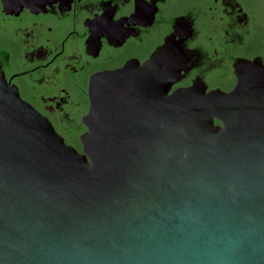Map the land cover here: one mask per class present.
Returning a JSON list of instances; mask_svg holds the SVG:
<instances>
[{
    "label": "water",
    "instance_id": "water-1",
    "mask_svg": "<svg viewBox=\"0 0 264 264\" xmlns=\"http://www.w3.org/2000/svg\"><path fill=\"white\" fill-rule=\"evenodd\" d=\"M173 82L92 76L77 151L0 68V264H264V66L228 94Z\"/></svg>",
    "mask_w": 264,
    "mask_h": 264
},
{
    "label": "flooded vegetation",
    "instance_id": "flooded-vegetation-1",
    "mask_svg": "<svg viewBox=\"0 0 264 264\" xmlns=\"http://www.w3.org/2000/svg\"><path fill=\"white\" fill-rule=\"evenodd\" d=\"M43 1L14 11L0 0V68L72 147L94 75L152 63L171 74L168 95L195 84L228 94L238 70L264 66V0Z\"/></svg>",
    "mask_w": 264,
    "mask_h": 264
},
{
    "label": "trees",
    "instance_id": "trees-1",
    "mask_svg": "<svg viewBox=\"0 0 264 264\" xmlns=\"http://www.w3.org/2000/svg\"><path fill=\"white\" fill-rule=\"evenodd\" d=\"M77 151H80L79 146H74Z\"/></svg>",
    "mask_w": 264,
    "mask_h": 264
}]
</instances>
